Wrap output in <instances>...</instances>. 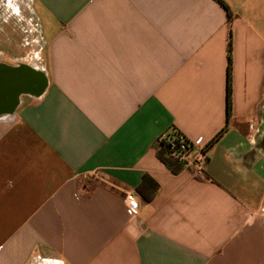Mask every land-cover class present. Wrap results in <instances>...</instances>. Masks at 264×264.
<instances>
[{
    "label": "crops",
    "instance_id": "crops-1",
    "mask_svg": "<svg viewBox=\"0 0 264 264\" xmlns=\"http://www.w3.org/2000/svg\"><path fill=\"white\" fill-rule=\"evenodd\" d=\"M36 1L46 86L0 117V264H264V0H222L230 115L219 1ZM173 131L209 146L202 179L159 159Z\"/></svg>",
    "mask_w": 264,
    "mask_h": 264
},
{
    "label": "rangeland",
    "instance_id": "rangeland-1",
    "mask_svg": "<svg viewBox=\"0 0 264 264\" xmlns=\"http://www.w3.org/2000/svg\"><path fill=\"white\" fill-rule=\"evenodd\" d=\"M44 39L36 0H0V64L40 66Z\"/></svg>",
    "mask_w": 264,
    "mask_h": 264
},
{
    "label": "built area",
    "instance_id": "built-area-1",
    "mask_svg": "<svg viewBox=\"0 0 264 264\" xmlns=\"http://www.w3.org/2000/svg\"><path fill=\"white\" fill-rule=\"evenodd\" d=\"M160 141L164 144L166 158L181 164L183 169L189 170L197 179L205 176L209 162V146L194 143L176 131L162 135ZM125 203L128 213L136 216L140 209L137 197L129 193Z\"/></svg>",
    "mask_w": 264,
    "mask_h": 264
},
{
    "label": "water",
    "instance_id": "water-1",
    "mask_svg": "<svg viewBox=\"0 0 264 264\" xmlns=\"http://www.w3.org/2000/svg\"><path fill=\"white\" fill-rule=\"evenodd\" d=\"M45 86L44 76L35 70L0 64V117L15 111L21 96H40Z\"/></svg>",
    "mask_w": 264,
    "mask_h": 264
},
{
    "label": "trees",
    "instance_id": "trees-1",
    "mask_svg": "<svg viewBox=\"0 0 264 264\" xmlns=\"http://www.w3.org/2000/svg\"><path fill=\"white\" fill-rule=\"evenodd\" d=\"M219 1L224 8L228 12V25H229V43H228V51H229V66H228V104H227V109H228V115L231 114L232 111V101H231V96H232V66H233V22H234V17L229 8L225 5V3L222 0H217ZM177 132V131H176ZM222 136V133H219L217 137L214 139V141L218 140ZM159 159L175 174L179 173L181 170H183V166L175 161H172L168 158L165 157V147L164 144L159 140L158 144V153H157ZM147 177L144 178V181L141 185L142 189L144 185L147 182ZM157 189V185H154L153 187V192H155ZM153 196H145V200L147 202L151 201Z\"/></svg>",
    "mask_w": 264,
    "mask_h": 264
}]
</instances>
